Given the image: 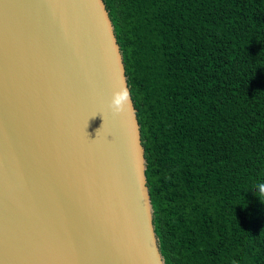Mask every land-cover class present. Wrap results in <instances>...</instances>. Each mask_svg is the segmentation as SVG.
<instances>
[{
	"label": "water",
	"instance_id": "obj_1",
	"mask_svg": "<svg viewBox=\"0 0 264 264\" xmlns=\"http://www.w3.org/2000/svg\"><path fill=\"white\" fill-rule=\"evenodd\" d=\"M144 169L103 1L0 0V264H164Z\"/></svg>",
	"mask_w": 264,
	"mask_h": 264
},
{
	"label": "trees",
	"instance_id": "obj_2",
	"mask_svg": "<svg viewBox=\"0 0 264 264\" xmlns=\"http://www.w3.org/2000/svg\"><path fill=\"white\" fill-rule=\"evenodd\" d=\"M164 264H264V0H102Z\"/></svg>",
	"mask_w": 264,
	"mask_h": 264
},
{
	"label": "clouds",
	"instance_id": "obj_3",
	"mask_svg": "<svg viewBox=\"0 0 264 264\" xmlns=\"http://www.w3.org/2000/svg\"><path fill=\"white\" fill-rule=\"evenodd\" d=\"M126 104H130L126 90H117L113 93L110 101V107L115 113H120L124 110ZM260 195L264 196V183L258 185Z\"/></svg>",
	"mask_w": 264,
	"mask_h": 264
}]
</instances>
